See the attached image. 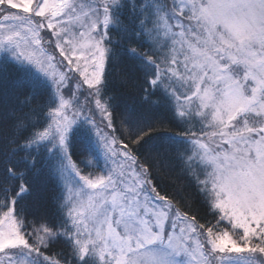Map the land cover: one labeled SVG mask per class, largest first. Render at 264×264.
I'll use <instances>...</instances> for the list:
<instances>
[{"label":"snow or ice","instance_id":"snow-or-ice-1","mask_svg":"<svg viewBox=\"0 0 264 264\" xmlns=\"http://www.w3.org/2000/svg\"><path fill=\"white\" fill-rule=\"evenodd\" d=\"M0 264H264V0H0Z\"/></svg>","mask_w":264,"mask_h":264},{"label":"trees","instance_id":"trees-1","mask_svg":"<svg viewBox=\"0 0 264 264\" xmlns=\"http://www.w3.org/2000/svg\"><path fill=\"white\" fill-rule=\"evenodd\" d=\"M15 75L14 73V70L13 69H9V76L10 78ZM117 87H119V83L117 82ZM122 91V90H121ZM124 100L127 102V103H132V99L128 98L127 96L124 97ZM178 130V129H177ZM74 159H77V157H74ZM77 162H79L77 160ZM81 167H83V165H81ZM177 172H178V169H177ZM162 179L164 181L165 184H167L169 187H168V191H172V188L174 187L173 185H171L170 181L172 179H176L177 180V183H187V181L185 180V178L183 177H179L176 175V173H162ZM187 191H191L193 193V196L195 197L194 201H193V208H199L200 209V214H204L206 212V208H204L200 203H199V197H196L195 196V189H187ZM51 195H55L56 192L55 190H53L51 193ZM186 210V209H185ZM199 218V216H198Z\"/></svg>","mask_w":264,"mask_h":264}]
</instances>
